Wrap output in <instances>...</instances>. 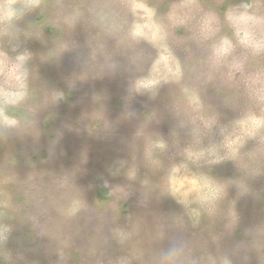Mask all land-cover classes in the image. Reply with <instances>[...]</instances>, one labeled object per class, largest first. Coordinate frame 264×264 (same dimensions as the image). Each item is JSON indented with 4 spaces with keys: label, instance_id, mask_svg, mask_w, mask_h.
I'll return each instance as SVG.
<instances>
[{
    "label": "rangeland",
    "instance_id": "obj_1",
    "mask_svg": "<svg viewBox=\"0 0 264 264\" xmlns=\"http://www.w3.org/2000/svg\"><path fill=\"white\" fill-rule=\"evenodd\" d=\"M241 4L264 14V0H39L18 38L0 34V52L30 53L27 99L0 103L21 121L0 127V264H158L175 240L191 264H264V50L225 21ZM212 148L218 163L189 159Z\"/></svg>",
    "mask_w": 264,
    "mask_h": 264
},
{
    "label": "clouds",
    "instance_id": "obj_2",
    "mask_svg": "<svg viewBox=\"0 0 264 264\" xmlns=\"http://www.w3.org/2000/svg\"><path fill=\"white\" fill-rule=\"evenodd\" d=\"M39 6V0H22V3L17 5L16 3H4L0 6V21L5 25L3 32L0 33L10 38H18V33L15 30V22L21 19L27 12L37 8ZM96 15L100 18H104L103 9H99ZM225 21L232 26L234 34L238 38L241 45L251 49L253 52H259L264 50V14H258L253 12L248 6L241 4L225 12ZM147 27V26H145ZM140 29H137L139 31ZM149 38L153 41L162 42L164 34L158 27H152L147 33ZM16 47H13V51H16ZM231 45L227 41H222L215 49L214 55L217 57L223 56L229 52ZM30 60V53L28 51L20 52L14 57L9 56L5 52H0V76L3 77V85L0 86V103L5 108L22 104L28 97L29 88V69L27 67ZM165 62L167 57L164 58ZM172 71L171 68L168 69ZM179 72V67L176 68ZM155 81L139 82L136 87L137 91H144L149 89ZM63 97V93H54L53 100L58 101ZM21 121L15 116L9 115L6 111L0 116V127L7 130H18ZM207 158V163L215 164L221 159L217 155L214 148L207 151H200L189 157V159L195 161ZM184 165L173 168L170 173V180L175 192H179V188L176 187L177 176L179 175L181 168ZM181 195L186 196V193ZM176 198L175 195H172ZM177 199V198H176ZM178 202L184 205L186 203H203L199 197L193 201H184L177 199ZM194 216H198L199 212L196 209L192 210ZM13 232V227L7 223H0V245H6ZM122 235V234H121ZM158 264H191L190 253L186 244L181 240H175L170 247L163 250L159 255ZM210 264H217L215 260L210 261ZM225 264H231V261L227 259Z\"/></svg>",
    "mask_w": 264,
    "mask_h": 264
}]
</instances>
